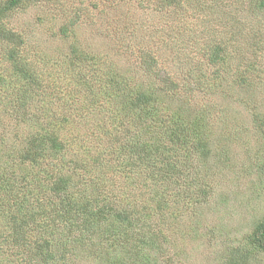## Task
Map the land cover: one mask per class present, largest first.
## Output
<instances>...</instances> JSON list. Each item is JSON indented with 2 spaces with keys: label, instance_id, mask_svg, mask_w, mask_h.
<instances>
[{
  "label": "rangeland",
  "instance_id": "374dc122",
  "mask_svg": "<svg viewBox=\"0 0 264 264\" xmlns=\"http://www.w3.org/2000/svg\"><path fill=\"white\" fill-rule=\"evenodd\" d=\"M73 1L76 4L79 1L85 4L97 3L91 8L92 19L97 21L104 17L103 20H110L112 32L101 35L104 30L88 25L86 20L88 26H73L68 36L58 35L57 38L56 34L61 31V25L65 21L63 16L54 22L47 16L43 25L35 24L34 20L38 15L44 18L50 10L54 9L53 5L47 6L45 3L27 7L25 2L10 19L8 25L19 31L27 46L32 49L33 58H39L37 55L39 56L41 52L50 62L49 66L54 64L55 67L62 64L61 59L74 43V39L80 45L83 44L81 48H88L91 51L96 43L98 51H92L93 53L99 52L104 56L103 58L111 61L113 66L122 64L123 61L118 55L126 52L121 43L122 39H126L125 27L127 26L128 34L132 37L130 38L132 51L134 50L136 54L145 53V55L155 56L152 65L145 63L140 77H137L142 81L141 90L155 100L152 105L159 110L158 116L168 114L174 120L163 126L157 122V125L150 128L152 130L150 133L155 132L156 138L160 139L163 146L172 149L175 153L174 144L164 132L165 129L177 128L192 138L196 137L195 132H198L208 142L209 148L215 147L219 155L215 156L213 151L205 149V155L196 156L202 160V163H199L195 160L194 149L191 148L194 155L192 161L183 167L180 183L176 185L180 191L176 202L164 193H152V190L156 189L152 187L156 186L148 175L152 172V168L146 165L142 167V170L147 174L144 171L141 173L140 166H131L130 170L125 166L124 170H115L110 174L105 162L102 167L95 166L93 162L96 159H92L91 155V160L88 159L87 151L79 138L83 129L80 130L78 127L72 130V124L65 125L62 122L63 128L60 123L63 111L59 105L63 102L56 104L55 111L49 108L48 114L36 120L34 125L21 117L17 122L12 119L13 124L4 119L3 123L11 124L8 142L14 143L9 149L15 154L14 159L11 158L15 171L11 180L13 187H9L13 192L6 193L0 189L2 202L0 264H41L42 256L35 255L36 247L46 240H50L51 243L59 241V244L54 247L56 252L51 249L50 251L56 254L59 251L61 253L65 248L59 238L62 231L69 234V246L71 249L74 247V251L71 252L74 254L67 259L66 264H105L99 256L107 251L109 243L98 242L97 237L101 233L99 230L91 240L85 239L84 245L80 246L72 237L73 233H76L72 225L68 226L69 232L57 230L58 228L56 230L42 228L41 231H37L35 228L37 224L45 223L54 226V223H58L50 217L43 218L44 215H38L37 212L42 213L45 210L44 207H38L39 202L44 201V195L40 196L38 204H36V195L47 194L50 191L42 189L44 177L47 176L45 173L53 172L52 168L55 165L63 163L70 165V161L82 162L86 165V169L76 171L74 179L82 183L87 181V189L94 190L95 186L99 189L100 193L95 194L93 201L101 199L100 204H103L104 201L116 200V204L127 205L138 212L137 217L141 218L144 212L143 222L156 221L161 224L163 238L160 241L156 240L152 248L153 252L149 254L151 264H227L226 257L232 247L238 244L246 234L254 231L264 217V68H261L264 59L260 60L261 63H257L256 69L252 68L249 71L250 77L247 82L241 81L242 84L238 85L235 82L236 78L232 75L234 70L240 71L244 58L249 60L253 57L252 49L246 47V41L249 40L248 37L255 34L253 32L257 22L253 20L254 12L257 14L259 9L256 5L258 0H253L255 4H251L248 10L238 8L233 0H188L189 2L185 3L187 12L183 8H181L182 11L177 8H165L161 12L146 11L141 5L124 0ZM50 14L54 15L53 12ZM249 18L252 21L247 22ZM220 40L229 43L230 48H237L231 50L232 67L229 70L227 63L225 67L227 73L221 80L212 78L209 71L211 65L205 64L210 53L207 49L211 50ZM203 46L206 47L204 50H202ZM242 46L244 47L241 48ZM0 62L3 65L6 64V60L2 57ZM78 64L82 65V63ZM189 68L194 69L191 73L195 74V79L199 81H204L197 77L202 71L215 93L205 89L208 99L213 100V108L209 112V117L202 122L195 117L197 109L202 107L200 97L196 95L193 98L191 92L188 94L184 92L186 83L187 89L193 83L192 87H201L197 86L192 79L191 73L188 72ZM80 71L78 69V75ZM84 79H88V76L84 75L72 82V95L76 96ZM166 79L174 80L173 90L161 88ZM168 84L170 86V81ZM114 100L122 102L120 99L113 98L112 101ZM75 103L87 108L83 100L75 99ZM109 113L110 111L106 110L103 115L105 118L102 117L101 120L87 116L89 133L95 123L97 129L101 126L102 128L111 127L114 118L108 115ZM123 114L121 113L118 118L124 116ZM126 115L129 120L137 116L138 119L148 122L149 115L137 109ZM3 126L1 125L0 128L2 129ZM46 129L50 131L60 129L59 137L69 138L68 143L71 144L69 145L71 148L64 147L62 152L51 150L45 154L44 158L35 156V161H27L24 152L26 140L19 137L27 134L29 139L32 131L42 135ZM121 134L124 135L125 131ZM102 141L101 136H94L87 143L100 151ZM148 141L153 146L155 137H151ZM2 145L0 143V148ZM181 146L185 158V149H188L189 143L184 142ZM196 146L198 147L199 143ZM108 153H110L109 149L103 152V154ZM71 167L67 166L69 169H63V171L66 174L71 173ZM79 171L86 172L88 177L81 180ZM19 177L25 180L20 181ZM203 191L208 196H205ZM194 197L202 202L194 204ZM5 200L14 202V205L7 204ZM111 205L112 203L109 207ZM150 211L152 214L149 213ZM32 212L35 214L30 217ZM69 222L70 220L67 224ZM59 225L63 226L64 223L60 221ZM154 230L151 228L150 231L147 228V234L153 235ZM83 235L88 236L89 233ZM50 251L45 249V252ZM140 259L131 257L128 261H130L129 264H138ZM53 263L58 264L56 260ZM243 264H264V251L255 250Z\"/></svg>",
  "mask_w": 264,
  "mask_h": 264
},
{
  "label": "trees",
  "instance_id": "16d2710c",
  "mask_svg": "<svg viewBox=\"0 0 264 264\" xmlns=\"http://www.w3.org/2000/svg\"><path fill=\"white\" fill-rule=\"evenodd\" d=\"M124 1L141 5L146 11L156 10L159 12L165 8H177L179 11H182L181 8H183L187 12L185 3L189 2L188 0ZM233 1L237 3L238 8H245V10L250 9L251 4H255V0ZM25 2H27V7L34 6L37 3H45L47 6L53 5L54 9L50 10L48 15H45L44 18L42 15H38L34 20L38 26L45 23L47 16L53 22L63 16L65 21L61 25V31L56 34L57 38L58 35L60 37L68 36L70 28L76 25L91 24L96 29L101 28L104 30L101 35H107L112 32V25L109 24L110 20H103L104 17L97 21L92 19V15H90L92 12L91 8L95 7L97 3L85 4L79 1L76 4L73 0H0V57L6 60L4 65L0 62V127L4 125L2 129L0 128V143L3 144L0 148V189L6 193L13 192L11 188L9 189V187H13L11 180L14 175L13 171H15V166L12 165V159H14L15 154L9 149L14 143L8 142L11 124H13L11 120L13 119V121L16 120L17 122L19 117H21L24 121H30L29 124L34 125L36 120L48 114L49 108L55 111L56 104L63 102L60 105L58 104L63 111V117L59 114L62 119L60 123L64 122L65 125L72 124V130L78 129V127H80V130L81 128L83 129L81 134H79V138L83 148L87 151L88 159L91 160L90 155L92 159H96L93 162L95 166L102 167L105 162L104 164L107 165L106 168L109 174L115 170H124L123 167L125 166L128 170L131 169V166H140L142 173L144 171L142 167L148 166L152 168V172H149L148 175H150V178L155 182L154 186H156L152 187L156 188L152 190V193H164L167 197L177 202L180 191H178L176 185L180 183L183 167L192 161L194 154L191 152V148L194 149L195 157L204 154L205 149L213 151L215 156L219 154L216 152L215 147L213 149L209 148L208 142L198 132H195L196 137L192 138L177 128L165 129L164 132L174 144L176 154L172 152V149L163 146L160 139L156 138L155 132L150 133V128L153 125H157V122L161 126L168 125L170 121L174 122L168 114L158 116L157 111L159 110L152 105L155 100H152L144 90H141L142 81L137 78L140 77L144 64L150 63L152 65L154 62L153 57L155 56L145 55V53L136 54L134 50L132 51L133 47L130 41L132 37L128 34L129 28L126 26V39H122L121 43L126 52L118 55L119 59L123 61L122 64L113 66V63L103 58L104 56L99 52L93 53L92 51L98 49L96 43L91 51L88 48H81L83 44L80 45L74 39V43L69 47L63 59H61L62 64L59 67L58 65L55 67L54 64L49 66L50 62L41 52H39V56L37 55L39 58H33L32 49L27 46L19 31L8 25L10 19ZM256 5L259 9L257 14L254 12L253 21L257 22L256 29L253 32L255 34L248 37L249 40L246 41V47L252 49L253 57H250L249 60L244 58L243 68L241 67L240 71L236 69L232 72L238 85L242 84L241 81L247 82L250 77L249 71L252 68L256 69L257 63L264 59V0L256 1ZM52 12L54 15L51 16L50 13ZM250 21H252L251 18L247 19V22ZM228 44L220 40L211 50L207 49V52L210 53L205 64L211 65L209 71L212 78L215 77V79L219 78L221 80L227 73L225 68L227 63L229 70L232 67V61L230 62L232 56L230 53H232L231 50L233 51L237 48H230ZM205 48L203 46L202 50ZM78 63H82V65L79 66ZM261 68H264V63H262ZM78 69L81 70L79 75L77 74ZM193 70V68H189L188 72L191 73ZM77 75L78 77L76 78ZM84 75L88 76V79L82 81V86L77 92L74 90L76 96L72 95V82L75 79L82 78ZM194 75L191 73L192 79L197 83V86L201 87H192L193 83L187 89L186 83L184 92L185 94L191 92V97L193 98L196 95L200 97L199 101L202 107L199 110L196 108L195 117L199 122H202L209 117V112L213 108V100L208 99L205 89H210L213 93L214 89L209 84L210 82L207 81L206 76L202 74V71L197 77L204 81L195 79ZM168 81H170V86ZM174 86V80L166 79L161 88L173 90ZM113 98L120 99L122 102L112 101ZM75 99L83 100L87 104V108L80 107L79 104L75 103ZM135 109L149 115L147 117L148 122L144 119H138L137 116L135 119L130 120L126 117L128 112H134ZM106 110L110 111L108 115L114 118L111 127L102 128L101 126L97 129L95 123L94 128L89 133L87 116L101 120ZM121 113H124V116L118 118ZM4 119L11 124L3 123ZM129 128L132 130H128ZM123 131H125L124 135L121 134ZM60 133V129L53 131L46 129L42 135L32 131L29 139H27V134L19 137L26 140L24 152L27 161H35V156L44 158L45 154L51 150L53 152H62L64 147L68 149V146L71 145L68 143L70 139L66 136H62L61 139L59 137ZM94 136L103 138L100 147L102 150L100 151L96 147H92L90 143H87ZM151 137H155L153 146L148 141ZM184 142L189 143L188 149H185V158L182 154L183 148L181 146ZM197 143H199L198 147L196 146ZM38 145L40 147H37ZM38 148H44V150L39 149L37 151ZM106 149H109L110 153L103 154ZM195 160L202 163L200 157H196ZM67 166L71 167V173L66 174L63 171V169H69ZM85 166L82 162L74 163L73 161L72 163L70 161V165L63 163L62 165L53 166V172L45 173L43 171L47 176L44 177L42 189L50 191L47 194L36 195V204H38L40 196L44 195V201L39 202L38 207H44L45 209L42 213L36 212L39 216L44 215L43 218L50 217L51 220H56L58 223H54V226L45 223L37 224L35 226L36 230L41 231L42 228L56 230L58 228L57 230H67L69 232L68 226L72 225L76 229V233H73L72 237L76 240L77 245L79 244L80 246L84 245L85 239L91 240L93 235L99 230L101 233L97 237L99 239L98 242L109 243L107 251L105 253L101 252V256L104 257L99 256L100 260L104 261L105 264H129L128 258L136 257L140 259L141 256L142 258L137 262L138 264H151L149 254L153 252L152 248L156 244V240L160 241L163 238L161 224L156 221L153 223L143 222L144 212L141 218L137 217L136 213L138 212L131 207L130 209L127 205L116 204V200L108 202L103 200V204H100L101 199L93 201L99 189L96 186L94 190H91V188L87 189V181L82 183L74 179L76 171L86 169ZM78 174L81 180H85L82 178L88 177L84 171H79ZM21 178L19 177L20 181L25 180ZM160 191L162 192L160 193ZM203 193L208 196L205 191ZM11 195L13 196V193ZM89 198L91 199L89 200ZM4 202L14 205V202L10 203L6 200ZM198 202L201 203L202 201L194 197V204ZM1 203L0 201V207L2 208ZM111 203L112 205L109 207ZM185 208L187 209V207ZM149 213L152 214L151 211ZM34 214L32 212L29 216L32 217ZM68 220L70 222L67 224ZM60 221L64 223L63 226L59 225ZM153 225L158 227H152ZM147 228L150 231L151 228L155 229L153 235L147 234ZM87 232L89 233L88 236L83 235ZM59 238L65 245L61 253H59L60 251L57 252L59 255L55 253L54 249L59 244V241L51 243L50 240H46L36 247L35 255L42 256L40 259L41 264H54V260L58 264H66L67 259L72 257L74 253L71 252L74 251V247L71 249L69 246V234H65V231H62ZM45 249L49 251L51 249L55 252L50 251L48 253L45 252ZM255 250L264 251V217L254 231L246 234L238 244L232 247L226 257L228 258L226 263L243 264ZM56 255L57 257H55Z\"/></svg>",
  "mask_w": 264,
  "mask_h": 264
}]
</instances>
